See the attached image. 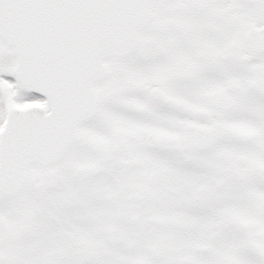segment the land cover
<instances>
[{"label":"snow or ice","instance_id":"1","mask_svg":"<svg viewBox=\"0 0 264 264\" xmlns=\"http://www.w3.org/2000/svg\"><path fill=\"white\" fill-rule=\"evenodd\" d=\"M0 264H264V0H0Z\"/></svg>","mask_w":264,"mask_h":264}]
</instances>
